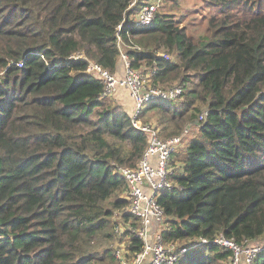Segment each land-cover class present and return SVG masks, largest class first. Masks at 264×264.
Instances as JSON below:
<instances>
[{"label":"trees","instance_id":"16d2710c","mask_svg":"<svg viewBox=\"0 0 264 264\" xmlns=\"http://www.w3.org/2000/svg\"><path fill=\"white\" fill-rule=\"evenodd\" d=\"M132 1L0 0V264H120L119 227L128 256L141 251L116 171L148 146L135 121L163 139L196 130L158 198L165 242L190 247L178 264L229 263L201 238L264 240V0H206L220 15L198 40L167 14L134 28ZM118 33L132 67L155 69L154 86H181L178 100L133 118L100 99L104 83L69 58L117 74Z\"/></svg>","mask_w":264,"mask_h":264},{"label":"built area","instance_id":"2783aa9c","mask_svg":"<svg viewBox=\"0 0 264 264\" xmlns=\"http://www.w3.org/2000/svg\"><path fill=\"white\" fill-rule=\"evenodd\" d=\"M136 10L137 20L134 28H147L151 26L158 13V4L153 0H133L130 10ZM123 24L119 26V32ZM117 44L121 47V62H123V74H113L101 65L88 60L84 55L77 54L69 60H84L88 62L86 73L99 78L105 86L100 99L111 97L119 88H126L135 103L133 118L138 117L153 101L170 100L176 101L183 94V88L176 86L173 89H162L154 86L151 81L155 69L142 72L132 67L131 58L125 50L124 42L120 33L117 36ZM132 48L141 50L138 46ZM159 57L169 59L167 53H159ZM22 67V63L18 64ZM206 112L200 116V121L205 119ZM134 127L147 133L149 136L148 146L135 167L116 166V171L124 178L127 184L126 197L129 202L128 212L138 219V227L132 229L142 240L141 251L129 257L124 246H117L116 257L120 264H178L185 256L190 247L176 243L165 242L163 233L167 228V216L158 202V198L165 190L173 188L171 181L172 157L182 146L183 138L188 133L185 129L181 136L163 139L158 129L151 125H143L140 121L134 122ZM183 148V147H182ZM178 150V151H177ZM164 226H166L164 228ZM121 235L124 227L117 228ZM213 244L226 249L231 253L228 264H255L257 259L264 254V240H245L238 243L224 235H219L210 240L201 238L196 246Z\"/></svg>","mask_w":264,"mask_h":264},{"label":"rangeland","instance_id":"374dc122","mask_svg":"<svg viewBox=\"0 0 264 264\" xmlns=\"http://www.w3.org/2000/svg\"><path fill=\"white\" fill-rule=\"evenodd\" d=\"M144 1V0H143ZM158 4V15H172L174 19L179 21L180 26H183L187 29L189 36H192L195 40L203 39L211 36L212 32L208 28V21L213 16H219V8L216 6L210 5L206 0H153ZM138 14L134 15V21L137 20ZM173 58V56H172ZM123 64V62H122ZM124 67V66H123ZM119 76V75H117ZM162 89H166L161 87ZM168 89V88H167ZM122 91L121 100L115 98L116 93ZM113 94L112 98L116 105L125 107L133 116L135 103L132 99L130 92L126 88H119L118 91ZM126 98V99H125ZM148 105H146L147 107ZM193 132H196L194 128H191L188 133L185 134L182 142V146L179 147V151L182 147H185L187 140L192 137ZM183 150V149H182ZM176 152L172 157V162L179 159V154ZM124 197V194L122 195ZM118 215V214H117ZM115 221L119 220V223H122V219L115 215ZM166 226H164L165 228ZM124 233V232H123ZM119 245L127 247L128 238L124 235H121V239L118 242Z\"/></svg>","mask_w":264,"mask_h":264},{"label":"crops","instance_id":"0c3cea01","mask_svg":"<svg viewBox=\"0 0 264 264\" xmlns=\"http://www.w3.org/2000/svg\"><path fill=\"white\" fill-rule=\"evenodd\" d=\"M122 70H123V66H122V63H120V64H119V67H118V73H117L119 76H122V74H123ZM121 93H122V91L117 92V93H116L117 95L115 96V98H116V99L119 98L118 100H121V96H120ZM112 96H113V95H112ZM125 99H126V98H125ZM174 165H175V166H179V163H177V160H174V161L172 162V167H173Z\"/></svg>","mask_w":264,"mask_h":264},{"label":"bare ground","instance_id":"6f19581e","mask_svg":"<svg viewBox=\"0 0 264 264\" xmlns=\"http://www.w3.org/2000/svg\"><path fill=\"white\" fill-rule=\"evenodd\" d=\"M152 103V102H151ZM137 237V236H136Z\"/></svg>","mask_w":264,"mask_h":264}]
</instances>
